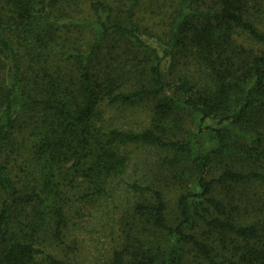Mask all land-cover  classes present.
<instances>
[{
    "label": "trees",
    "instance_id": "16d2710c",
    "mask_svg": "<svg viewBox=\"0 0 264 264\" xmlns=\"http://www.w3.org/2000/svg\"><path fill=\"white\" fill-rule=\"evenodd\" d=\"M82 216L100 264H264V0H0V264H76Z\"/></svg>",
    "mask_w": 264,
    "mask_h": 264
},
{
    "label": "rangeland",
    "instance_id": "374dc122",
    "mask_svg": "<svg viewBox=\"0 0 264 264\" xmlns=\"http://www.w3.org/2000/svg\"><path fill=\"white\" fill-rule=\"evenodd\" d=\"M206 123L212 124V121ZM135 126L137 123H130ZM189 124V123H187ZM130 158L128 164V173L131 178L146 179L147 174L151 172L148 167L141 166L145 161L147 165L152 163L151 161H157L161 156L159 152L152 151L151 149L141 148L138 146H128L125 148ZM139 164V166H138ZM135 169V172L132 170ZM151 175V174H150ZM132 198V196H130ZM131 198H128L131 200ZM79 222L84 223L87 233L84 235L86 247L83 251V256L77 259L76 264H100L103 259H106L108 251L110 249V240L113 234L112 222L110 220H104V224L97 218V222L92 219L91 222L87 220V216L78 218ZM86 221H88L86 223Z\"/></svg>",
    "mask_w": 264,
    "mask_h": 264
}]
</instances>
